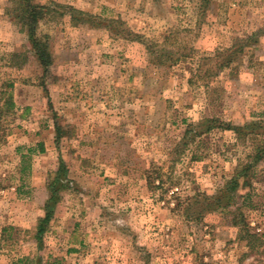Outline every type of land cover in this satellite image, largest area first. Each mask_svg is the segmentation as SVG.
Masks as SVG:
<instances>
[{"label":"rangeland","instance_id":"374dc122","mask_svg":"<svg viewBox=\"0 0 264 264\" xmlns=\"http://www.w3.org/2000/svg\"><path fill=\"white\" fill-rule=\"evenodd\" d=\"M33 1L50 9L36 33L53 54L46 73L10 15L17 1L0 0V91L14 82L17 101L0 114V264H264V244L250 248L229 212L187 218L177 206L216 192L252 149L220 124L264 120V0ZM56 3L88 14L76 24ZM62 161L71 182L38 244ZM253 185L243 210L262 233L264 160Z\"/></svg>","mask_w":264,"mask_h":264},{"label":"trees","instance_id":"16d2710c","mask_svg":"<svg viewBox=\"0 0 264 264\" xmlns=\"http://www.w3.org/2000/svg\"><path fill=\"white\" fill-rule=\"evenodd\" d=\"M16 1L17 4L10 11V15L18 23H21L23 30H27L32 56L42 66L44 73H46L49 71L50 66L53 64L54 58L48 41L45 39L44 41H42L39 37H37L36 33L38 22L42 17H44V14L46 13V10L49 9V7H47L45 4L36 3L33 0ZM55 5L56 8H58L57 10L61 8H69L71 10V19L74 20V23L76 24H79V21L83 20L82 16L88 14L87 12L73 6H65L63 4L57 3ZM60 14L63 15L64 12H60ZM121 23L122 22H119L118 20L111 19L110 21H107L102 25L107 26L113 32L115 27L121 26ZM126 31L127 34L133 35L134 39L144 43L151 53H155L151 49V46L147 43V39H145V36L143 34L133 33L129 29H127ZM229 50L230 49H225L224 52L230 54ZM159 52L155 55L159 56L160 59H163L164 57H170L171 59H173V56L170 55L169 51L162 49ZM20 56L24 57V60L22 62L16 60ZM27 57L28 56L26 53L17 51L12 52L10 53V65L14 67H22L28 59ZM231 60H229V62L225 60V62L223 63H226L225 65H227L231 62ZM7 86L13 87L14 82L8 83ZM7 92L8 91L5 89H2L0 91V114H2L3 109L9 111L12 110L15 106L13 92ZM6 94L7 96L4 97V95ZM3 97L5 100L2 104ZM207 121L211 122L208 125L207 130H211L215 127L214 124H212V122H214L215 120L208 119ZM220 125H222V127L226 126V128L232 129L236 133L238 140L243 142L248 140L251 141V151L247 154L245 159L239 162L233 176L228 178L226 182L216 190V192H199L192 197L186 198L185 200H179L177 206L182 208L185 207L184 213L187 218L194 217V213L198 215L199 218H201L206 212L212 210L229 212L232 215L233 225L240 228L241 237L248 240L247 244L250 248L255 249L264 244V232L258 233L252 231L243 208L247 206L248 201H251L252 197L254 196L255 192L253 180L258 174L259 163L264 160V120L250 121L246 122L245 124L239 125L232 123H221ZM186 132L187 136L188 131ZM65 135L66 134L64 133L63 126L57 124L55 136L56 141H59ZM196 135H198V133H196L195 136ZM191 139L193 138H190L188 141L182 143L183 147L181 148V150H178L179 155H181L182 152L185 151ZM40 146V151H43L44 147L42 143H40ZM33 149L34 148H30V151H33ZM23 158L25 159V156ZM68 172L69 169L67 164L62 161L59 168L51 172L50 178L47 181L46 187L49 195L46 198L43 206L44 213L38 218L36 227L34 229V237L38 244L42 243L44 234L47 232L49 225L54 217V212L57 202L60 198L61 189L67 187L71 182L69 179H67ZM157 178L162 179L161 169H159L157 176L151 175L150 172L148 173V183L151 187L156 185L155 182ZM246 188L247 191H241L242 189ZM9 229H14V226L4 227L2 231L3 233H6Z\"/></svg>","mask_w":264,"mask_h":264},{"label":"crops","instance_id":"0c3cea01","mask_svg":"<svg viewBox=\"0 0 264 264\" xmlns=\"http://www.w3.org/2000/svg\"><path fill=\"white\" fill-rule=\"evenodd\" d=\"M14 67V66H13ZM17 84V83H16ZM15 84H14V86L12 87V92H13V95H14V101H15V103L17 104V101L15 100ZM21 101H23V102H26V103H28V101L25 99V98H23ZM42 145H43V147H44V150L43 151H41L42 153L43 152H46V150H47V147H45V145L42 143Z\"/></svg>","mask_w":264,"mask_h":264}]
</instances>
